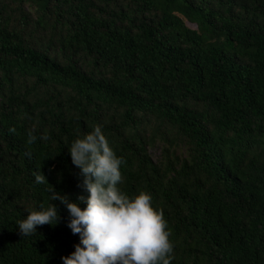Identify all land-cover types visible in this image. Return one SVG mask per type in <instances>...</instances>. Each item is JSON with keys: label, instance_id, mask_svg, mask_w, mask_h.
<instances>
[{"label": "trees", "instance_id": "1", "mask_svg": "<svg viewBox=\"0 0 264 264\" xmlns=\"http://www.w3.org/2000/svg\"><path fill=\"white\" fill-rule=\"evenodd\" d=\"M97 125L121 190L163 209L171 264H264V0H0V264L74 252L59 201L55 226L18 222L49 203L38 168L86 206L68 149Z\"/></svg>", "mask_w": 264, "mask_h": 264}, {"label": "clouds", "instance_id": "2", "mask_svg": "<svg viewBox=\"0 0 264 264\" xmlns=\"http://www.w3.org/2000/svg\"><path fill=\"white\" fill-rule=\"evenodd\" d=\"M36 139L32 132L28 133V144ZM40 139L47 141L50 137L44 133ZM68 152L72 164L79 169L77 187L88 193L87 198L78 196L77 201L86 206L82 209L66 194L56 192L38 168L33 173L34 180L49 185V203L27 212L26 218L18 222L20 235H34L39 226H55L59 216L53 202L59 201L70 216L67 227L79 236L74 252L61 257L63 264H171L173 244L163 209L153 207L152 196L145 190L133 196L121 190L120 168L124 160L116 155L102 127L97 125L75 139Z\"/></svg>", "mask_w": 264, "mask_h": 264}, {"label": "rangeland", "instance_id": "3", "mask_svg": "<svg viewBox=\"0 0 264 264\" xmlns=\"http://www.w3.org/2000/svg\"><path fill=\"white\" fill-rule=\"evenodd\" d=\"M187 25L191 28H194V25L187 23ZM161 147L162 144L160 142H156L153 146H150L148 149L149 155L153 161L157 162L161 156Z\"/></svg>", "mask_w": 264, "mask_h": 264}]
</instances>
